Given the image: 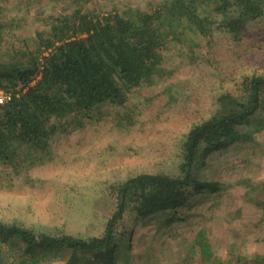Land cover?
Masks as SVG:
<instances>
[{
    "label": "rangeland",
    "instance_id": "obj_1",
    "mask_svg": "<svg viewBox=\"0 0 264 264\" xmlns=\"http://www.w3.org/2000/svg\"><path fill=\"white\" fill-rule=\"evenodd\" d=\"M165 1L0 0V61L40 55L37 36L55 18L151 13ZM163 55L156 83L133 90L124 107L106 105L101 119L57 134L48 155L23 149L17 167L0 164V223L101 238L116 210L115 187L142 174L178 177L191 128L218 111L221 95L241 96L246 77L264 76V19L247 25L239 40L221 30L184 34ZM24 89L10 91L20 96ZM261 119L259 113L239 130L238 143L195 169L220 191H193L182 208L145 219L126 211L119 264H264V131L253 132ZM0 250L6 264H67L71 256L27 252L18 239L0 242Z\"/></svg>",
    "mask_w": 264,
    "mask_h": 264
},
{
    "label": "trees",
    "instance_id": "obj_2",
    "mask_svg": "<svg viewBox=\"0 0 264 264\" xmlns=\"http://www.w3.org/2000/svg\"><path fill=\"white\" fill-rule=\"evenodd\" d=\"M262 19L264 0H167L151 13L130 9L101 17L76 11L53 19L49 31L37 36V53L46 54L42 61L34 53L27 60L0 61V92L25 88L0 105V164L17 167L23 149L48 155L57 134L101 119L104 106L124 107L133 90L153 86L172 39L188 33L209 37L221 30L239 40L247 25ZM218 103L215 114L188 132L178 177L142 174L113 189L118 202L101 238L0 223L1 244L18 239L27 252H68L67 264H119L127 210L145 219L182 208L193 191H220V185L202 180L195 169L238 143L239 130L264 114V76L246 77L241 96L226 93ZM262 131L263 119L253 132ZM76 255L85 258L79 262ZM2 256L0 250V264H6Z\"/></svg>",
    "mask_w": 264,
    "mask_h": 264
},
{
    "label": "built area",
    "instance_id": "obj_3",
    "mask_svg": "<svg viewBox=\"0 0 264 264\" xmlns=\"http://www.w3.org/2000/svg\"><path fill=\"white\" fill-rule=\"evenodd\" d=\"M15 98H18V96L14 95L12 92H0V105H6Z\"/></svg>",
    "mask_w": 264,
    "mask_h": 264
}]
</instances>
